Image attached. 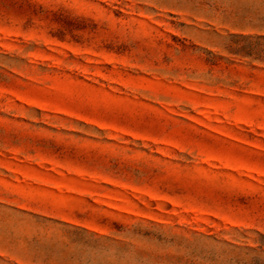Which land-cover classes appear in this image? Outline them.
I'll list each match as a JSON object with an SVG mask.
<instances>
[{"label":"rangeland","instance_id":"374dc122","mask_svg":"<svg viewBox=\"0 0 264 264\" xmlns=\"http://www.w3.org/2000/svg\"><path fill=\"white\" fill-rule=\"evenodd\" d=\"M0 264H264V0H0Z\"/></svg>","mask_w":264,"mask_h":264}]
</instances>
